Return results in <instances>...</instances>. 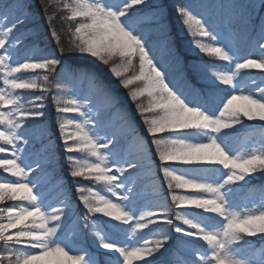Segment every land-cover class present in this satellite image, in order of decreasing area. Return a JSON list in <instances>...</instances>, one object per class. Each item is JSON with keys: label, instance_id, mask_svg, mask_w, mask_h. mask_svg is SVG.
<instances>
[{"label": "snow or ice", "instance_id": "6c2138e0", "mask_svg": "<svg viewBox=\"0 0 264 264\" xmlns=\"http://www.w3.org/2000/svg\"><path fill=\"white\" fill-rule=\"evenodd\" d=\"M57 6L0 0V153L8 154L0 168L19 178L0 182V201L27 202L0 208V264H157L173 232L191 246L182 264H264V247L251 239L264 244V188L251 206L238 203L254 193L248 178L264 173V79L244 72L264 77V0L249 5L259 9L255 26L231 0H172L178 30L201 38L188 51L220 64H185L161 0H63L67 46L51 23ZM110 81L141 117L129 151L127 130L110 123L121 111ZM145 95L147 106L136 103ZM246 130L259 141L237 143ZM85 152L95 159L73 155ZM128 233L139 241L126 245Z\"/></svg>", "mask_w": 264, "mask_h": 264}, {"label": "trees", "instance_id": "16d2710c", "mask_svg": "<svg viewBox=\"0 0 264 264\" xmlns=\"http://www.w3.org/2000/svg\"><path fill=\"white\" fill-rule=\"evenodd\" d=\"M171 2H172V0H161V3H163L168 8L169 20L173 21V26H172L173 39H174L176 48L180 52L183 59L186 62L190 59H204L207 62H215L217 64L224 63V62L214 61L213 57L203 56L202 54H199L196 50H193L191 52L188 51V49L191 48V44H189L188 42L192 41L194 43L196 40H200L201 38L200 37H191L189 34H187L186 30H184L183 32L178 30L176 23H175V20H174V13L172 12V8H171ZM191 2H193V3L202 2V3H205L209 6H211V5L220 3L221 0H191ZM231 2L236 4V5L241 6L239 10L246 12L248 17L251 19L252 24L254 26L256 25V23L258 21L259 9L253 10L251 7H248L247 0H231ZM56 3L58 6L55 9L50 10V16L52 18L51 23L53 24V26L56 28L57 32L61 36L62 43L65 44V46H67L68 43L71 41L72 37H71V33L68 30V23L63 19V16H62L64 9L62 7H59V5L63 3V0H56ZM208 10L211 11L212 10L211 7H209ZM47 34H48L47 31H44L42 33V36H41L42 41H43L44 36H46ZM243 47H244V52L242 54H245V55L249 54V49L251 48V45L248 43H245L243 45ZM251 55L254 58L259 59L261 56V52L258 48L251 49ZM101 74H103L102 69H101ZM129 75H130V73H129ZM187 77L189 80H191V82L193 84L197 83L196 77L192 74L191 70L187 71ZM109 84H110V87L112 88L113 92L115 93V95L119 98V107H120L123 115H128L126 117V120H129L130 117H134L135 119H137L138 124H139V127H137L139 130H137V131H140L139 133H143V127L141 126V117L139 116V114L136 111L135 103L130 101V99L127 95V90L119 87L118 83L116 81H110ZM139 84H140V82H137V84L131 85L130 87L132 89H135L137 87V85H139ZM0 86H2V85H0ZM197 87H202V85L197 84ZM139 102H142L145 106H147V104L149 102V98L145 95L143 97H140L136 103H139ZM49 121H50V123H55V116L51 117L49 115ZM120 122H122V121H120ZM244 134H253V132L246 130L243 132V135ZM126 136H127V141L124 145L125 149L128 147L129 141L131 142L134 139L132 136V131L130 133H126ZM253 137L259 141L260 135H259L258 130L254 133ZM57 171H59V169H57ZM250 181H251V184L249 185L250 189H254V191L260 190L261 188L264 187V173H255L254 177H252ZM94 182L95 181L85 180L83 178H80V180H79L80 184H82V183L94 184ZM255 193L256 192L250 194L249 192H245L244 195H245V197L253 196ZM15 204L20 205V203H15ZM177 236H178V234H177ZM254 242H255L257 248L262 247L261 246L262 243L260 241H254ZM170 248H175V243H170ZM185 248H188V247H185ZM178 251H179L180 255L185 257V259L189 258L188 253L186 251H184V249H178ZM166 254L167 253H165V255ZM180 262H182V261H180ZM179 263L177 262L176 264H179Z\"/></svg>", "mask_w": 264, "mask_h": 264}, {"label": "rangeland", "instance_id": "374dc122", "mask_svg": "<svg viewBox=\"0 0 264 264\" xmlns=\"http://www.w3.org/2000/svg\"><path fill=\"white\" fill-rule=\"evenodd\" d=\"M257 2H258V0H247V5L249 7V5L257 3ZM184 62H185V64L187 63L185 60H184ZM38 71H40V70H38ZM244 72L255 77L257 80V83H259V81L261 79H264V77H261L259 70L249 69V70H244ZM242 74H244V73H242ZM18 75H22L24 77L30 78L34 74L33 73H25V74L21 73ZM254 87H255L254 85L249 84L248 88H246V91L252 90ZM17 91L18 92L22 91L25 94H28L29 90H17ZM33 94H38V93H33ZM45 102L48 103V105H49V115L51 117L52 116L56 117L54 103H52L50 99L48 101H45ZM109 115L111 116L110 123L113 125H118V126L124 127L127 130L126 133H130L133 129H135L136 131L139 130L137 128V127H139L138 120L135 119L134 117H130L129 120H126V117L128 115H123L122 111L117 112L115 114L109 113ZM120 121H122V122H120ZM246 123L256 125L259 122L258 121H251V122H246ZM129 126H131V127H129ZM137 132L139 133L140 131H137ZM253 136H254V133L243 135V132H241L237 135L236 142L237 143H247V142H252V141L258 142V140L255 139ZM133 148H134V139L131 142L129 141V145L125 150L129 151V150H132ZM73 155H75L77 158L81 159L85 164L90 163L92 160L95 159L94 157H91L90 155H88L87 152H85V153H74ZM0 157H8V154L7 153H0ZM254 175L252 177H254ZM252 177H249L248 179L251 180ZM18 179L19 178H17V177H12L9 173L5 172L4 169L0 168V182L15 181ZM81 185L86 186V187H92L94 190H102L101 194L110 197V193H107L105 186L101 183H98V182H94V184L82 183ZM46 190L49 191L50 199L52 200L53 203H55L56 202V196H57V190L55 188V181L47 184ZM259 191L260 190L254 191L256 193L253 196H247V197H245L244 193H242L241 196L238 198V203H241V204L247 203V204H249V206H251V201L254 199H258ZM164 193H165V195H167L166 185L164 188ZM187 194L190 195L191 193H187ZM169 202H170V197H169ZM15 203H20V205H23L27 202L11 201V200L5 198V200L0 201V208H8L10 205H13ZM173 210H175L174 206H173ZM206 215H213V214H206ZM143 231H147V230H143ZM139 236H140V233H137L136 235L128 233L126 236V245L135 244L137 241H139ZM172 237H173V239L170 243H175V248H169V253H167L166 255L165 254L164 255L157 254L156 255L157 264H165V261L169 260V259L175 261L176 263L177 262L179 263L180 261L183 262V260H185V257H183L182 255L179 254L178 249H185V247H187L189 245H180L179 240L177 238V234L174 232L172 233ZM152 238L154 239L155 237H152ZM179 239L186 240L188 238H179ZM251 239H253V241H259L258 237H254ZM255 246H256V244H255ZM261 246L264 247V244H262ZM189 247H191V246H189ZM190 258L191 257L189 256L188 259H190ZM182 262H180L179 264H182ZM134 264H142V262L141 261H134Z\"/></svg>", "mask_w": 264, "mask_h": 264}]
</instances>
